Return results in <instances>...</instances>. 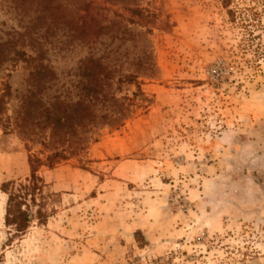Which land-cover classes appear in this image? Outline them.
Returning <instances> with one entry per match:
<instances>
[{"label": "rangeland", "instance_id": "374dc122", "mask_svg": "<svg viewBox=\"0 0 264 264\" xmlns=\"http://www.w3.org/2000/svg\"><path fill=\"white\" fill-rule=\"evenodd\" d=\"M82 1L0 0V39L14 43L0 65L12 88L0 187L25 181L28 154L66 149L16 126V95L38 60H10L13 47L55 72L48 101L76 99L79 60L103 57L127 107L91 139L78 129L68 158L39 168L45 223L13 235L0 189V264H264V0H85L113 24L93 19L85 35L66 24ZM134 7L142 24L127 21ZM127 73L139 89L115 88Z\"/></svg>", "mask_w": 264, "mask_h": 264}, {"label": "trees", "instance_id": "16d2710c", "mask_svg": "<svg viewBox=\"0 0 264 264\" xmlns=\"http://www.w3.org/2000/svg\"><path fill=\"white\" fill-rule=\"evenodd\" d=\"M76 10L75 14H78L79 11H83V14L79 16L73 14L74 17L76 16L75 18L70 15L65 22L69 25V30L79 29V34L85 35L93 26V19L95 20L89 14L90 2L83 0L80 5H77ZM125 10H129V8H125ZM130 12L132 15L127 17L128 22L142 24L143 20L147 19V14L138 7L130 9ZM88 17L90 18L86 22L85 19ZM80 19L82 21L78 23ZM123 20L125 17L121 15V21H115V23H121ZM95 25L101 29H109L113 24L100 25L95 20ZM12 46H14L12 39H0V65L8 59L5 55L6 49ZM9 59H20L27 63L38 60V64L29 71L26 77L24 90L16 95L19 104L15 110L14 121L24 135V128L27 129V127L46 130V134L38 139L41 145L46 146L50 142L63 143L62 145L65 144L66 149H68L72 146L71 137L76 134L78 129H87L90 134L88 138L91 139L99 122L110 124L113 120L123 119L127 107L123 101H119L114 96L111 89L113 71H110L108 63L103 57L88 55L79 60L76 73L78 79L75 85L76 99L67 100L56 95L53 100L49 101L45 97L46 84L55 79V72L43 64L37 56L32 57L25 51L14 47L13 56ZM137 79L136 73L118 76L114 81L115 88H119L118 85L121 83H128L135 84L139 89L140 81ZM11 96V84L7 79L3 80L0 85V126L3 133L11 132L8 129L11 117L6 115L7 104ZM24 140L27 146V142L34 139L31 135H26ZM82 147L84 148L83 145ZM82 147L80 146L79 149H83ZM66 149L62 146V149H54L45 156L28 154L29 175L25 181L18 183L17 186L14 181L1 184L0 189L7 196L3 218L4 225L12 230L13 235H22L34 219H37L40 224L47 220L49 214L45 207L42 189L44 181L37 172L41 166L52 167L54 164L67 159Z\"/></svg>", "mask_w": 264, "mask_h": 264}, {"label": "built area", "instance_id": "2783aa9c", "mask_svg": "<svg viewBox=\"0 0 264 264\" xmlns=\"http://www.w3.org/2000/svg\"><path fill=\"white\" fill-rule=\"evenodd\" d=\"M212 73H216V71L215 70H212Z\"/></svg>", "mask_w": 264, "mask_h": 264}]
</instances>
